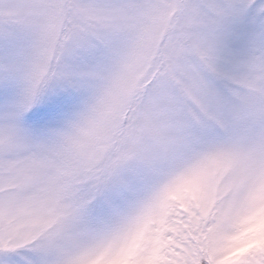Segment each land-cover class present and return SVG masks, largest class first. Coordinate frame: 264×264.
<instances>
[{
  "label": "snow or ice",
  "instance_id": "6c2138e0",
  "mask_svg": "<svg viewBox=\"0 0 264 264\" xmlns=\"http://www.w3.org/2000/svg\"><path fill=\"white\" fill-rule=\"evenodd\" d=\"M0 264H264V0H0Z\"/></svg>",
  "mask_w": 264,
  "mask_h": 264
}]
</instances>
